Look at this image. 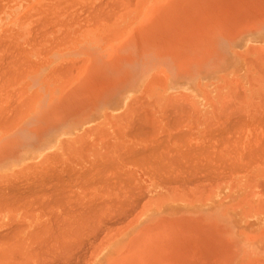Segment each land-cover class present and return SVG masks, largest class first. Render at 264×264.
<instances>
[{
    "label": "rangeland",
    "instance_id": "1",
    "mask_svg": "<svg viewBox=\"0 0 264 264\" xmlns=\"http://www.w3.org/2000/svg\"><path fill=\"white\" fill-rule=\"evenodd\" d=\"M123 1L124 0H119V2H122L119 4L117 3L118 0L117 2L116 0H106L108 3H106L105 0H101V2L106 3L105 5L103 3L102 6L99 0H0V45L1 43L4 44L0 46V173L16 174L18 176L26 177L24 179L28 180L15 183H4L2 185H18L15 190L17 189L19 191H21V189H26V191L33 192H53L51 194L56 195L55 200L58 201L59 204L58 206H54L52 203V197H50L51 200H49V198H47L44 194H39L43 196V198L39 196V198L37 197L33 200L32 209L30 207L26 211L28 216L34 219L42 214V220H46V222H36L32 225L33 230L31 231H33V233L36 232L33 234V239L29 241V245L27 247H19L18 249V254H20L19 258L22 255L20 259L25 258L28 259V261L19 262L18 264H39V262L42 264L44 259L45 264H51V262H54V258L57 256L56 254L59 255V258L58 256V259L56 258L59 264L63 263L61 258H63V261L65 262V259H69L70 257V264H72L73 260V264L74 262L75 264H84V262H82L83 260L85 263L87 261V264H90V262L91 264H95L94 262H96V264H255V259H264V257L257 253V244L252 240H249V237L257 236L261 232H264V192L262 194L259 193L258 197L255 196L257 192L264 188V186L260 188L257 187L258 183L256 182L248 183L246 191L249 196L251 195V198L247 197L238 199L237 197L234 198L230 195V198H227L225 202L226 212L223 216L220 205L223 206L224 202H222L223 199H219L217 197V193L221 190V188H217L213 191V182L210 183L213 179L208 180L206 178L210 175L209 179L211 177H216V173L218 171L211 170L212 172H216L213 174L209 171H205L204 168L201 169L202 167L208 166L207 168H211L212 166L206 164V162H210V158L212 157L210 156V160H208V154L213 155L212 160L215 161H211V163L213 164V167L216 165L215 167L218 168V161L216 158L217 151L211 148V152L214 154L208 152V156L204 154L206 152H202V150H204L200 149L202 143L200 144V141L198 140L197 135L194 133V129L191 127V123L189 122L190 117H192V112L189 110L186 112L187 114L184 113L187 110L185 98H171L170 96L179 95L182 91L189 88L191 89V85H195L197 89H203V84H207L208 82L220 78L223 74L224 66L228 67L230 64L229 58L232 57V48L242 44L243 40L247 39L252 33L256 32V34L252 35L250 38V42L252 44L263 43L264 0H126L124 3ZM99 3V7L101 8L98 7ZM109 3L116 5L113 7ZM54 4L59 6V8L57 6L54 8ZM117 5L122 8H117L116 10V7H118ZM48 6L51 7L49 8ZM128 6H130V8ZM64 7L66 8L64 9ZM92 7L94 8L92 9ZM102 8L106 12H104ZM99 9L102 12L98 11ZM121 9L125 11L121 12ZM62 11H64V13ZM67 13H70L71 15L69 16ZM32 14L36 16H32ZM81 14L82 16H80ZM27 16L28 19H26ZM67 16L70 18L68 19ZM73 17L76 18L73 19ZM105 17H108L109 19L107 18L106 20ZM77 18H79V20H76ZM97 18L98 21L96 20ZM111 18H113V20H110ZM71 19L78 21V23ZM72 21L73 26L70 25ZM107 21L109 23H107ZM46 22H49V25ZM40 23L41 26L39 25ZM43 23H46V25H43ZM93 23L95 25L97 24V26ZM72 31L76 34H73ZM260 31L262 34H260ZM62 33L63 35H61ZM64 33L67 34L65 35ZM58 35L64 41L59 39L60 37ZM63 36L68 38L65 40ZM57 40L58 42L61 41L62 44L58 43ZM5 41L7 43H5ZM10 45L14 47H11ZM15 47L17 49L19 47L20 48L17 51ZM14 50L16 52H14ZM20 50L21 52H19ZM17 53H19V56ZM4 57H6V59H4ZM26 58L30 59L26 60ZM12 60L13 62L11 63ZM20 60H22V62H20ZM32 60L34 62H32ZM15 61L20 66H18ZM79 62H81V64ZM36 63H39V66ZM8 64H10L9 67L11 66L10 68L8 67L9 69L6 67ZM74 67L78 68L75 69ZM12 69L17 71L14 72ZM11 70L13 71V74L9 75V73H12ZM69 70H72L73 72H70ZM162 71L164 75L162 74L163 77L160 76L159 78H161V81L163 79L162 82L164 84L159 80V78L157 79L159 82L154 80L156 79L154 76L161 75L160 73ZM68 72H70V74ZM5 74L8 75L6 76ZM11 75L13 78H11ZM156 81L157 83H154ZM161 83L163 85H161ZM175 102H178V108L177 106V109L175 108L178 112L174 111V113H171L173 112V108L170 109V105L172 106L173 103L174 106L177 105ZM182 102L185 103L184 105L186 106V110H184L185 108L183 109L184 106L182 105ZM13 107H17L18 109L14 111ZM136 107L140 108V110L138 108L139 112H137ZM10 110H12V112ZM141 110H143L144 113ZM15 112L18 114V116H16L17 118L15 117ZM134 112L139 114L142 112L141 117L144 116V118H146L144 119L146 124L148 117L149 120L151 119L152 121H155L152 122L155 129L148 130L152 126V124L150 125L149 123L150 121H148V126L144 123V126L143 124L138 125L141 121L139 120L140 116ZM167 112H170L171 114H167ZM135 115L139 116L137 119L139 122L135 121L137 117H134ZM168 116L175 118H169ZM133 118L134 123H131L133 122ZM167 119L168 122L166 121ZM177 119L178 121H176ZM156 121L158 122V125H160L157 126L159 129L156 127ZM164 123H166V125ZM176 123L179 125L181 124V130L177 128L179 125H176ZM129 124L135 128L139 126L137 130L140 129V131H134L131 128L130 129L132 131H130ZM140 126H143V129L140 128ZM153 126L152 128H154ZM171 129L176 131L180 130V132H172ZM149 131H155L156 133ZM170 132L172 135L174 134L173 137ZM149 133L150 135H153L150 136ZM165 134L168 136L170 135L169 137H171L168 143L170 148L166 147L169 137L167 135V137L164 136ZM187 137H189V139ZM56 138L61 141L56 144L49 142L50 140H54ZM95 138H97V140ZM159 138H162L161 141ZM180 138L183 139L181 140ZM186 139H188V142ZM163 140L164 142L167 140L166 143H164ZM185 140L189 145L185 143ZM157 141L162 142L164 145L166 144L165 147L164 145H159L160 142L157 143ZM192 144L195 146L199 145V150L201 151H196L195 147L191 146ZM148 147L149 150L146 149ZM131 148L133 149V152H131ZM171 148H173V150L175 148V151L181 150V153H176L174 151L177 154L176 155L173 153ZM185 148L187 149V152H191L189 149L194 148L195 151L193 150L191 153L193 156L194 152L197 153H195V158H193L189 152V157H187L188 155ZM155 149L157 152L154 151ZM126 150L128 151L127 153ZM140 151H142V153ZM145 151L146 153H144ZM165 151L168 154L165 153ZM134 152L136 156H134ZM199 152H202L201 155L204 154L205 156L199 155ZM129 153H131L135 159H132L134 158L132 156L129 157ZM137 153H139L138 156ZM149 153H152L151 155L154 157H151ZM103 154L108 156L107 161ZM163 154L164 156L165 154L166 156L168 155L167 157L170 158L168 159L166 156L165 157L167 159L164 158V156H162ZM178 154H182L181 157L185 156L184 158L188 164L192 162V165L190 163L187 165L189 167H185V164H187L186 161L181 162L183 157L178 158ZM121 155L123 159L122 157H119ZM159 156H162V159L158 160L157 157ZM175 157H177L176 159L178 160V163H176ZM189 158L191 159L190 161ZM19 159L27 161L19 164ZM120 159L124 162L121 163ZM129 160L131 161L129 162ZM135 160L136 162L138 160V162L136 163ZM148 160L154 161V163H151V161ZM170 160L175 163L174 165L177 168L180 165L179 169L175 168ZM113 161H116L117 163ZM127 161L128 164H126ZM160 161L163 162L161 163ZM95 162L96 164L94 165ZM107 162H110L109 165L115 179L111 176V171H109L110 168H108L109 165ZM148 162L150 163L147 164ZM97 163H100L99 167H101V169L104 168L103 171L106 169L103 172V175L102 171L98 169L99 167L96 168L98 166ZM114 163L118 164L119 168L114 167L113 170L112 168ZM131 163H133L134 166ZM195 163L196 165H194ZM116 164L114 165L116 166ZM150 164H153L156 169H159L156 171V169ZM168 164L171 165V168ZM93 165L96 168L95 170L98 169V171H96L97 174L95 172H90L95 178L90 174L87 175L88 173H86V170L84 171V169L87 168L94 170ZM148 165L151 170L148 169ZM155 165H157V167ZM163 165L166 167L169 166V169L164 168ZM193 166L194 168H192ZM190 167L192 169H197L195 167H198V169L200 168L199 170L205 171V176L204 172L199 170L193 171L192 169H187ZM213 167L212 169L215 168ZM78 168L82 171V174L80 173L82 178L78 174L80 172ZM173 168L175 171L177 170L176 174H174L175 171ZM184 168L187 169H185V172L187 171L186 173L182 171ZM77 169L79 171H77ZM116 169L117 171H115ZM232 169L233 168H231L230 173L228 172L230 169H227V179L234 178L236 172L234 173L235 170ZM119 170L122 173L125 172L126 177H124L125 173H123V175L118 172ZM50 171H52V173ZM171 171L174 172L173 175ZM180 171L185 174H183L184 176L188 173L185 177H188V179L192 178L191 175H193L195 171L201 172V174L197 173L199 177L194 174L192 179L199 178V180H202V178H206L207 181L205 179V181L200 184L204 187L197 189L196 183H194L196 184L195 186H193L194 184L189 185L187 183L190 187L189 188L186 182L183 180L180 182L178 177H182V173H178ZM98 172L101 175H98ZM189 172L193 173L190 175ZM83 173H86L84 174L86 177ZM115 173H119L117 174L118 176ZM49 174L52 176H48ZM107 174L109 177L111 176V180L107 179L109 178ZM200 175L202 177H200ZM89 176L92 177L90 178ZM103 176H105L104 179ZM158 176L160 178H158ZM121 177L123 179H121ZM162 177L168 179L167 182L166 179L164 181L166 183L170 182L169 185L171 187L162 182ZM48 178L51 182L45 181ZM86 178L87 183L85 180ZM217 178L218 177L214 179L217 180ZM129 179L130 182L128 181ZM159 179L164 185H162ZM174 179H179V182L182 183V187L178 184L177 180L173 181ZM182 179H184V177H182ZM121 180L124 181L122 182ZM152 180L155 182H152ZM172 181L180 185V187L177 184L175 185ZM90 182L91 184L89 186ZM102 182L104 184H102ZM116 182H118V184H116ZM183 182L186 184L185 186L189 188L188 191L185 189L186 187H183ZM106 183L109 186H106ZM154 183H156L157 186L152 192L148 190L146 193L144 192L145 190H142L150 184L154 185ZM172 183L176 186V190L175 186H173L174 190L171 189ZM113 184L115 186H113ZM204 184H207V189ZM230 184L231 182L227 183V187ZM129 185L134 193L138 190L140 191L137 192L139 196H135L136 193L133 195L131 189L128 187ZM231 185H233V183ZM235 186L236 187H232L233 194L239 192L238 185ZM125 188L132 193L131 196H133L131 199L127 198L130 196H128V191ZM168 188H170V190ZM102 189L106 191H102ZM143 192L146 193L145 196L147 197H142L144 195ZM110 193L116 194V197L119 195L117 198L118 201L120 200L119 202L126 200L123 199L121 201L122 197L119 199L121 195L124 196L122 193H125V197L123 198H127L125 203L129 201L134 204L136 203L134 201H136L138 197L139 200L143 198V200L141 199V202H143L141 203L137 200V202L140 203L139 206L137 205L138 203L134 204L139 207V210L136 206V210H134V206L130 203L133 206H131L130 209H133V211L129 213L128 216H124L127 219L122 216L125 224L122 222L120 223V220L118 221V219L117 221L120 224L115 222V217L111 219L110 224L113 222L117 224L113 223L112 226H110L111 229H107L108 232L106 227L109 225H103L105 220L103 222L101 221L102 219L98 221V225L104 226V228H102L103 226L101 227L104 231L101 230L103 232L101 234V238L99 236L98 239H93L96 241L94 243L92 241V236L97 237L100 229L96 223L99 228L97 229L95 225H93L95 227L93 232L96 229L98 232L96 234V231L94 234L91 232L93 227L92 224L95 223L94 221H97L94 219H99L101 215L104 219H110L111 217H108V215H106L107 213H104L105 215L101 214L100 217L97 215L103 213L100 211L103 210V204L107 202L105 200L111 197ZM51 194L50 196H53ZM210 194H212V196L214 195V197L210 198ZM253 195L255 197H252ZM115 196H113V198ZM113 198L112 200H114ZM48 201L50 202L48 203ZM146 203H148V205ZM94 204L97 205L95 206ZM66 205L67 207H65ZM104 205H106V203ZM235 206H238V209H234ZM41 207H44L45 209L43 208L42 210ZM104 210L109 213L107 210L110 209L106 207ZM20 213V210L17 211V214ZM63 214L66 215L64 216ZM95 216L98 217L95 218ZM106 216L107 218H105ZM209 216L213 218V220H208ZM84 217H88L86 218L88 219L87 222L84 221ZM47 220H49V222H47ZM57 220H59L60 223H58ZM54 221L57 222L55 223ZM101 222L102 224H99ZM69 223L72 224L70 225ZM113 225L115 228H112ZM128 225L129 227H127ZM58 226L60 228H58ZM55 228L56 230H54ZM90 228L91 230H89ZM51 230L53 231L51 232ZM77 231L81 232L80 235ZM87 231H90L89 233L92 235L90 237L93 245L92 247L90 246L91 242H89L90 244L84 242H88V236H90ZM101 231L99 233H101ZM42 232L44 235H42ZM49 232L51 234H49ZM53 233L56 234L54 235ZM67 233L70 235L72 234V236H69ZM84 233L85 235H83ZM65 235L70 238H66ZM246 235L249 236L246 237ZM80 236H82L81 239L83 241H81V239L79 240ZM42 238H45V240ZM113 239L114 241L112 244L115 245V248L109 251ZM52 240L55 241V243L52 242ZM73 241H75L74 243H76V245L73 244ZM80 243L83 244L80 245ZM59 244H61V246H59ZM72 244L73 246H71ZM78 245L81 246L80 249ZM35 246L37 248L34 250ZM50 247L51 249H49ZM59 248H61V250ZM63 248L67 249L66 251H72V255H74L73 250L75 252L78 251L75 255L80 252L86 254L88 251L86 257L88 259L85 260V254L82 253L81 257H83V259H80V257H77L80 256L79 254L77 256H72L69 252H66L70 255V257L68 255V258L65 256L67 254L64 253L65 249ZM73 248H78L81 251L79 252L78 249L75 250ZM40 249L41 251H39ZM52 249H56L57 251ZM29 250L32 251L29 252ZM46 250L47 252H45ZM60 251L62 252V255L59 253ZM39 252L44 256H39ZM92 252L94 254H92ZM49 253L50 256H48ZM63 255L65 257H62ZM50 257L53 258V261H51L52 259H49ZM97 259H99V261H97ZM67 261L66 264H69ZM53 264H55V262Z\"/></svg>",
    "mask_w": 264,
    "mask_h": 264
},
{
    "label": "crops",
    "instance_id": "2",
    "mask_svg": "<svg viewBox=\"0 0 264 264\" xmlns=\"http://www.w3.org/2000/svg\"><path fill=\"white\" fill-rule=\"evenodd\" d=\"M254 34H256V32L252 33L248 37L249 39L247 38V39L243 40L242 44H239L236 47L232 48V50H231L232 57L229 58L230 64L228 67L224 66L223 74L220 78L213 80L211 82H208L207 84H203L202 86L205 89L204 88L203 89H197L195 85H191V89L190 88L186 89V90L182 91L181 94H179V95H171L170 96L171 98H185V102L187 104H190L189 106L187 105V107H188L187 109H189L192 112V117H190V119H189V122L191 123V127H193L194 133L197 135V138L200 141V143H202V144L207 143V145H208L207 147H209L210 149L211 148L215 149V150L217 149L216 151L219 152V153L217 152V158L220 159L221 162H218V163H221L223 165V168H220L219 166L221 164L220 165L218 164V169L220 168L219 171L220 170L222 171L225 168L227 169L228 164H229V166H228L229 168H230V166L232 167L234 165V163H235L236 167H234V166L233 167L237 169V172L239 171L238 173L237 172L235 173V176L232 179L231 178L227 179V177L225 176L227 173V170H224V171H226V173H224V171L221 173L220 172L218 173L219 177L217 178V180L218 179L220 180V178H221L222 180L218 181V182L223 183V185L221 187H219V188H221V190L217 193V197L219 199H223L222 202H224L223 206L220 205L221 210L223 212V216L225 215V212H226L225 202H226L227 198H230V195L233 196L234 198L237 197L238 199L247 198V197L251 198V195L249 196L247 194V191H246L247 184L252 183V182H256V183H260L261 181L264 182V157L262 158V155L264 156V145H263L264 144V136H263L264 135V132H263L264 131V125H263V123H264V117H263L264 116V41H263V43L252 44L250 42V38ZM256 67H258L259 70ZM189 87H190V85H189ZM240 95H242V96L240 97ZM226 102H230L229 105ZM230 104L233 107V108L231 107L233 110L230 109L231 112H230V110L227 111V109H229V107H230ZM226 106H227V108H226ZM234 108H235V110H234ZM223 109L225 112H227V113H225V114H227V116H230V114H232V111H235V113H237L238 110L240 111L238 113L241 115L238 114L239 115L238 116L236 114H232V116L234 115V117H235L234 118L231 116L234 121L232 119H230L231 117L227 118V116H224L228 120V121H226V119L222 116V115H225L224 113H222ZM228 112H230V113H228ZM242 113L244 116H242ZM220 115H221V117H220ZM216 117L218 119H221V121L224 120V121H222L224 123L226 121V123L222 124V122L220 121L221 123L219 125V122H218L219 120ZM222 117L224 119H222ZM255 117L257 120H255ZM261 117H262V119H260ZM239 119H240V121H239ZM241 119H243L244 121H241ZM253 121H254V123L251 124ZM256 121H261V122H258L259 125H257ZM214 122L216 123V125H214ZM227 122L230 124H228ZM231 123H232V127H231ZM226 124L228 125L229 128L226 127ZM235 124H236V126H235ZM218 125H219V127H218ZM216 126L219 128V130L220 129L222 130V128H224V129L227 128L228 130L226 129L224 132L225 135L222 134L224 129H223V131L220 130L222 137L220 135V131H218L219 133H216L217 130H214V129H218ZM220 127H222V128H220ZM230 127L232 128L231 129L232 131L234 130L233 132L230 130ZM210 130L212 131L213 134L211 132H209ZM213 130H214V132H213ZM229 130H230V132H228ZM206 132H209L208 134H210V135L212 134L211 135L212 138H211V136L209 137V135H207L208 137H205L204 138L205 140H204L203 137L206 136L205 135ZM214 133H216L215 135H217L219 137H217V136L214 137ZM230 134H232V136ZM260 134L262 136H260ZM224 136H226L227 139H225ZM234 137H235V140L232 139ZM208 138H210V142H209V140L207 141ZM237 138L239 139V141L238 140L236 141ZM250 138L253 139V141ZM214 139H216V140H214ZM257 139L259 140V143L256 142ZM226 140H228V141H226ZM58 141L56 143L60 142V141L59 142ZM216 141H217V143H216ZM218 142H220L219 143L220 145L218 144ZM208 143H211V144L214 143V145L211 146ZM246 143H248L249 145ZM257 143H258V146H257ZM240 144L242 145L241 147H239ZM230 145L232 146V148L230 147ZM250 145H252V147L249 148ZM233 146L236 148V150L233 148ZM207 147L205 145V147L204 148L202 147V148L206 149ZM220 149H223V150H220ZM230 149L233 150V152H235V154ZM240 149H242L241 152H240ZM250 150H252V152ZM245 151L247 153H245ZM248 151H250V152H248ZM238 152H239V154H238ZM253 152L256 154H253ZM227 153H229V154H227ZM257 153L260 154L261 156L258 155ZM220 154H221V157L223 156L222 160L219 157ZM250 154H251V156H250ZM252 154L255 157H253ZM229 155L232 156L233 158H231ZM22 156H24V155H22ZM238 156H239V158H236ZM224 157L226 159H224ZM229 157H230V159H229ZM256 157H258V158H256ZM227 158H228V160H227ZM247 159L250 160L251 162L250 161L247 162L248 161ZM223 160H225V161L222 163ZM231 160L233 163L231 162ZM244 160H247V161H244ZM25 161H27V160H25ZM25 161L20 160V159L18 160L19 164L23 163ZM238 162H240V163L237 166ZM245 162H246V164H245ZM241 163L245 164V165L243 166ZM238 167L240 168V170H238ZM242 167L245 171H243ZM24 178H26V177L18 176L16 174H12V173L11 174L0 173V187H1L0 188V196L2 198L4 197V199H2V198L0 199V237H2V236L5 237V235H6V237L7 236L10 237V238L5 237L6 239L4 237H2L4 239L0 238V260H1L0 264H14V262L15 263L21 262V260H18L19 259L18 249H19V247H22V248L27 247L29 245V241H31L33 239L34 235H33V231H31V230H33L32 225L36 222L37 223H41L43 221L46 222V220H42L43 219L42 215L41 216L39 215L38 217L33 219L32 217L28 216V213L26 211L32 206L31 202L36 198V196H38V197L40 196L43 198V196H41L39 194L46 193L44 195H46V197L49 198L50 197L49 192L43 193V192H33V191H26V190L19 191V190H14L15 187L17 188V186L11 187V185L9 186L11 188H9L8 186H4V188H3L2 184H4V183H15V182L28 181V180H25ZM45 181L51 182V180L49 178L46 179ZM152 182H155V181L152 180ZM230 182H231V184L233 183V185L230 184L227 187L226 184L230 183ZM263 182H261L260 184L262 185ZM260 184H259V187L262 188L263 185L261 187ZM235 185H238V187H239L238 191L239 192L236 194H233L232 187H235ZM257 187H258V184H257ZM12 188H13V190H11ZM227 190H228V194H227ZM14 191L16 194H19V193L20 194L16 195L14 193ZM1 192H3V193L1 194ZM12 192H13V195H12ZM33 193H34V195H32ZM259 193L262 194V192L259 191L255 194V196L258 197ZM22 194H24L26 196H24ZM29 195H31V196H29ZM11 196H14L15 199ZM15 196H18L17 197L18 199ZM53 196H51V197H53L52 203L54 206H57L58 201L55 200V197H56L55 194ZM255 196L253 195L252 197H255ZM5 199H7V200H5ZM22 199H23V201H22ZM26 200H27V202H29V204L27 202H25ZM9 203H13L15 206L12 204H9ZM32 204H33V202H32ZM19 210L21 211V213L17 214V211H19ZM129 220H131V219H129ZM208 220L211 221V220H213V218H211L209 216ZM47 222H49V220H47ZM15 225L17 226V228H15L16 227ZM20 225L21 226L23 225L22 228L19 227ZM129 225L127 227H129ZM11 226H12V228H11ZM9 228H11V230ZM9 230L12 231V233H14V231H16V232L14 234H10L11 232L9 233L8 232ZM2 234H4V235H2ZM118 236H116V237H118ZM11 237L15 238V240H13ZM114 239L111 242V246H110L109 251L113 250L115 248V245L112 244ZM15 252H16V254H15ZM8 256L10 258H8ZM13 257L14 258L18 257V258L16 260V258L13 259ZM2 258H4L5 260H3ZM22 261L26 262V261H28V259H23ZM97 261H99V259H97ZM94 263L96 264V262H94Z\"/></svg>",
    "mask_w": 264,
    "mask_h": 264
},
{
    "label": "bare ground",
    "instance_id": "3",
    "mask_svg": "<svg viewBox=\"0 0 264 264\" xmlns=\"http://www.w3.org/2000/svg\"><path fill=\"white\" fill-rule=\"evenodd\" d=\"M51 1H52V0H51ZM67 1H68V0H67ZM69 1H70V0H69ZM99 1L101 2V0H99ZM109 1H111V0H109ZM113 1H114V0H113ZM124 1H126V0H124ZM124 1H123V3H124ZM128 1H129V0H128ZM138 1H139V0H138ZM143 1H145V0H143ZM7 2H8V1H7ZM62 2H63V1H62ZM65 2H66V1H65ZM74 2H75V1H74ZM105 2H106V0H105ZM116 2H117V0H116ZM103 3H104V2H101L102 6H103ZM106 3H108V2H106ZM106 3H104V5H105ZM112 3H113V2H112ZM117 3L120 4V3H122V2H119V0H118ZM125 3H126V2H125ZM138 3H139V2H138ZM143 3H144V2H143ZM64 4H65V3H64ZM109 4H110V3H109ZM54 5H55V4H54ZM110 5L114 7V5H116V4H113V5L110 4ZM125 5H126V4H125ZM127 5H128V4H127ZM135 5H136V4H135ZM56 6H57V5H55L54 8H55ZM80 6H81V5H80ZM89 6H90V5H89ZM96 6H97V5H96ZM99 6H100V3H99V5H98V7H99ZM117 6H118V7H116V10H117V8H118V9H119V8H122V7H120L119 5H117ZM121 6H123V5H121ZM131 6H132V3H131ZM48 7H49V6H48ZM50 7H51V6H50ZM50 7H49V8H50ZM57 7L59 8V6H57ZM106 7H107V6H106ZM113 7H112V8H113ZM124 7H126V6H124ZM128 7L130 8V6H128ZM128 7H127V9H128ZM137 7H138V4H137ZM1 8H2V7H1ZM37 8H38V7H37ZM54 8H53V9H54ZM65 8H66V7H64V9H65ZM70 8H71V7H70ZM93 8H94V7H92V9H93ZM99 8H101V7H99ZM139 8H140V7H139ZM139 8H138V10H139ZM64 9H63V10H64ZM68 9H69V8H68ZM68 9H67V10H68ZM86 9H87V7H86ZM102 9H103V8H102ZM107 9H109V8H107ZM110 9H111V7H110ZM123 9H125V8H123ZM127 9H126V10H127ZM25 10H26V9H25ZM105 10H106V9H105ZM121 10H122V9H121ZM1 11H2V10H1ZM39 11H40V10H39ZM60 11H61V10H60ZM64 11H65V10H64ZM64 11H62V12L64 13ZM68 11H69V10H68ZM98 11H100V9H99ZM103 11H104V9H103ZM107 11H108V10H107ZM118 11H119V10H118ZM123 11H125V10H122L121 12H123ZM37 12H38V11H37ZM47 12H48V11H47ZM49 12H50V10H49ZM75 12H76V11H75ZM75 12H74V13H75ZM77 12H78V8H77ZM100 12H102V11H100ZM104 12H106V11H104ZM104 12H103V13H104ZM110 12H111V11H110ZM40 13H41V12H40ZM40 13H39V14H40ZM43 13H44V11H43ZM57 13H58V12H57ZM65 13H66V12H65ZM86 13H87V12H86ZM113 13H114V12H113ZM116 13H117V12H116ZM116 13H115V14H116ZM67 14H68V13H67ZM71 14H72V12H71ZM71 14L69 13L68 15L70 16ZM106 14H107V13H106ZM115 14H114V15H115ZM33 15H34V14H32V16H33ZM37 15H38V14H37ZM49 15H50V14H49ZM76 15H77V14H76ZM76 15H75V16H76ZM83 15H84V14H83ZM104 15H105V14H104ZM108 15H109V14H108ZM114 15H113V16H114ZM117 15H118V13H117ZM34 16H36V15H34ZM69 16H67L68 19L70 18ZM77 16H78V15H77ZM80 16H82V14H81ZM84 16H85V15H84ZM86 16H87V15H86ZM88 16H89V15H88ZM115 16H116V15H115ZM125 16H126V15H125ZM125 16H123V17H125ZM48 17H49V16H48ZM56 17H57V16H56ZM90 17H91V15H90ZM116 17H117V16H116ZM135 17H136V16H135ZM29 18H30V17H29ZM43 18H44V17H43ZM43 18H41V19H43ZM54 18H55V17H54ZM75 18H76V17H75ZM75 18L73 17V19H75ZM98 18H99V17H98ZM98 18L96 19L97 21H98ZM105 18H106V17H105ZM105 18H104V19H105ZM107 18H108V17H107ZM107 18H106V20H107ZM26 19H28V16H27ZM55 19H56V18H55ZM65 19H66V18H65ZM73 19H71V20H73ZM84 19H85V17H84ZM108 19H109V18H108ZM43 20H44V19H43ZM43 20H42V21H43ZM52 20H53V18H52ZM57 20H58V19H57ZM76 20H79V18H77ZM76 20H75V21H76ZM90 20H91V19H90ZM100 20H101V18H100ZM102 20H103V19H102ZM110 20H113V18H111ZM110 20H109V21H110ZM46 21H47V20H46ZM48 21H49V19H48ZM64 21H66V20H64ZM64 21H63V22H64ZM67 21H69V20H67ZM73 21H74V20H73ZM73 21H72V23H70V25H72V26H73ZM75 21H74V22H75ZM91 21H92V20H91ZM93 21H94V20H93ZM40 22H41V20H40ZM43 22H45V21H43ZM51 22H52V21H51ZM95 22H96V21H95ZM95 22H94V23H95ZM33 23H34V22H33ZM37 23H38V22H37ZM46 23H48V25H49V22H46ZM46 23H43V25H44V24L46 25ZM53 23H54V22H53ZM76 23H78V21H76ZM94 23H93V24H94ZM96 23H97V22H96ZM107 23H109V22L107 21ZM110 23H111V22H110ZM56 24H57V23H56ZM61 24H62V22H61ZM61 24H60V25H61ZM68 24H69V23H68ZM68 24H67V25H68ZM74 24H75V23H74ZM88 24H89V23H88ZM98 24H99V23H98ZM39 25L41 26V23H40ZM48 25H47V26H48ZM58 25H59V24H58ZM62 25H63V24H62ZM62 25H61V26H62ZM94 25H95V24H94ZM37 26H38V24H37ZM61 26H60V27H61ZM64 26L67 27L66 25H64ZM64 26H63V27H64ZM68 26H69V25H68ZM72 26H71V27H72ZM89 26H91V25H89ZM95 26H97V24H96ZM100 26H101V25H100ZM100 26H99V27H100ZM34 27H36V26H34ZM53 27H56V26H53ZM53 27H50V28H53ZM38 28H39V27H38ZM38 28H37V29H38ZM93 28H94V26H93ZM32 29H33V28H32ZM37 29H36V30H37ZM62 29H63V28H62ZM81 29H82V28H81ZM81 29H79V30H81ZM60 30H61V29H60ZM76 30H78V29H76ZM121 30H122V29H121ZM123 30H125V29H123ZM30 31H31V30H30ZM40 31H41V30H40ZM74 31H75V30H74ZM32 32H33V30H32ZM46 32H47V31H46ZM52 32H54V31H52ZM52 32H51V33H52ZM63 32H65V31H63ZM70 32H71V31H70ZM77 32H78V31H77ZM109 32H110V31H109ZM122 32H123V31H122ZM260 32H261V31H260ZM36 33H37V32H36ZM48 33H49V32H48ZM54 33H55V32H54ZM59 33H60V31H59ZM68 33H69V32H68ZM72 33H73V31H72ZM74 33H75V32H74ZM74 33H73V34H74ZM83 33H84V32H83ZM64 34L66 35L67 33H64ZM75 34H76V33H75ZM77 34H78V33H77ZM260 34H262V32H261ZM36 35H39V34H36ZM36 35H34V36H36ZM40 35H41V34H40ZM61 35H63V33H62ZM43 36H45V35H43ZM58 36H59V35H58ZM67 36H70V35H67ZM59 37H60V36H59ZM59 37H58V38H59ZM63 37H64V36H63ZM107 37H110V36H107ZM107 37H106V39H107ZM30 38H31V37H30ZM32 38H33V36H32ZM40 38H41V37H40ZM58 38H56V39H58ZM64 38H65V37H64ZM67 38H68V37H67ZM67 38H65V40H66ZM14 39H15V38H14ZM59 39L62 40L61 37H60ZM71 39H72V38H71ZM29 40H30V39H29ZM54 40H55V38H54ZM54 40H53V41H54ZM108 40H110V39H108ZM0 41H1V40H0ZM27 41H28V40H27ZM31 41H33V40H31ZM31 41H30V42H31ZM55 41H56V40H55ZM62 41H64V40H62ZM33 42H35V41H33ZM33 42H32V43H33ZM57 42H58V40H57ZM69 42H70V40H69ZM106 42H107V41H106ZM5 43H7V42L5 41ZM13 43H14V42H13ZM26 43H27V42H26ZM36 43H37V40H36ZM53 43H54V42H53ZM58 43H61V44H62L61 41L58 42ZM2 44H3V43H1L0 46H2ZM9 44H10V42H9ZM11 44H12V42H11ZM28 44H30V43H28ZM54 44H55V43H54ZM67 44H68V42H67ZM3 45H4V44H3ZM30 45H31V44H30ZM33 45H34V44H33ZM36 45H37V44H36ZM38 45H39V42H38ZM38 45H37V46H38ZM10 46H11V47H14V46H12V45H10ZM17 47H18V46H17ZM32 47H33V46H32ZM49 47H50V46H49ZM63 47H64V46H63ZM0 48H1V47H0ZM15 48H16V47H15ZM19 48H20V47H19ZM19 48H18V49H19ZM23 48H24V47H23ZM51 48H52V47H51ZM53 48H54V47H53ZM3 49H4V48H3ZM16 49H17V48H16ZM18 49H17V51H18ZM60 49H62V48H60ZM60 49H59V50H60ZM66 49H67V48H66ZM7 50H8V49H7ZM9 50H10V49H9ZM11 50H13V49H11ZM21 50H22V48H21ZM21 50H20L19 52H21ZM25 50H26V48H25ZM25 50H24V51H25ZM46 50H47V49H46ZM41 51H42V50H41ZM44 51H45V50H44ZM51 51H52V50H51ZM3 52H4V51H3ZM7 52H8V51H7ZM12 52H13V51H12ZM14 52H16V51L14 50ZM45 52H47V51H45ZM41 53H42V52H41ZM4 54H5V53H4ZM18 54H19V53H17V55H18ZM22 54H23V53H22ZM6 55H7V54H6ZM10 55H11V52H10ZM10 55H9V56H10ZM17 55H16V56H17ZM9 56H8V57H9ZM12 56H13V55H12ZM18 56H19V55H18ZM8 57H7V58H8ZM21 57H22V56H21ZM1 58H2V57H1ZM9 58H10V57H9ZM18 58H19V57H18ZM4 59H6V57H4ZM22 59H23V57H22ZM24 59H25V57H24ZM29 59H30V58H28V59L26 58V60H29ZM10 60H11V59H10ZM17 60H18V59H17ZM17 60H16V61H17ZM16 61H15V63H16ZM38 61H39V60H38ZM107 61H108V60H107ZM4 62H5V61H4ZM12 62H13V60L11 61V63H12ZM18 62H19V61H18ZM20 62H22V60H20ZM20 62H19V63H20ZM32 62H34V61L32 60ZM74 62H75V61H74ZM253 62H254V61H253ZM255 62H256V61H255ZM23 63H24V62H23ZM79 63L81 64V62H79ZM82 63H83V61H82ZM13 64H14V63H13ZM16 64H17V63H16ZM16 64H15V65H16ZM24 64H26V63H24ZM36 64H38V66H39V63H36ZM254 64H255V63H254ZM0 65H1V64H0ZM4 65H5V64H4ZM9 65H10V64H8V66H6V67L8 68ZM15 65H14V66H15ZM17 65L20 66L19 64H17ZM30 65H31V63H30ZM72 65H73V63H72ZM72 65H71V66H72ZM76 65H77V64H76ZM33 66H34V65H33ZM68 66H69V65H68ZM83 66H84V64H83ZM83 66H82V67H83ZM0 67H1V66H0ZM10 67H11V66H10ZM10 67H9V68H10ZM15 67H17V66H15ZM23 67H25V66H23ZM7 68H6V69H7ZM9 68H8V69H9ZM34 68H35V67H34ZM37 68H38V67H37ZM60 68H61V67H60ZM74 68H75V67H74ZM77 68H78V67H77ZM77 68H75V69H77ZM256 68L259 70L258 67H256ZM17 69H18V68H17ZM71 69H72V68H71ZM12 70H13V69H12ZM12 70H11V71H12ZM64 70H65V69H64ZM0 71H1V69H0ZM9 71H10V70H9ZM13 71H14V70H13ZM13 71H12V73H9V75H10V74H13ZM15 71H17V70H15ZM15 71H14V72H15ZM56 71H57V70H56ZM58 71H59V70H58ZM69 71L71 72L72 70H69ZM103 71H104V70H103ZM35 72H36V71H35ZM61 72H62V71H61ZM64 72H65V71H64ZM70 72H68V73L70 74ZM72 72H73V71H72ZM6 73H7V71H6ZM165 73H166V72H165ZM0 74H1V73H0ZM55 74H57V73H55ZM63 74H64V73H63ZM66 74H67V72H66ZM160 74H161V75L155 74V75H158V76H154V78H156V79H154V80H157L160 76H162L163 71H162ZM5 75H6V74H5ZM7 75H8V74H7ZM7 75H6V76H7ZM18 75H19V74H18ZM163 75H164V74H163ZM11 76H12V75H11ZM14 76H15V74H14ZM62 76H64V75H62ZM66 76H67V75H66ZM66 76H65V78H66ZM68 76H69V75H68ZM8 77H9V76H8ZM17 77H18V76H17ZM52 77H53V76H52ZM60 77H61V76H60ZM162 77H163V76H162ZM11 78H13V76H12ZM22 78H23V77H22ZM164 78H165V76H164ZM179 78H180V77H179ZM179 78H177V79H179ZM53 79H54V78H53ZM71 79H72V78H71ZM73 79H74V78H73ZM183 79H184V78H183ZM183 79H182V80H183ZM185 79H186V78H185ZM69 80H70V79H69ZM151 80H152V79H151ZM159 80L161 81V78H159ZM180 80H181V79H180ZM0 81H1V79H0ZM4 81H5V78H4ZM7 81H8V80H7ZM11 81H12V80H11ZM152 81H153V80H152ZM157 81H158V80H157ZM157 81L154 82V83H157ZM162 81H163V79H162ZM162 81H161V82H162ZM158 82H159V81H158ZM164 82H165V81H164ZM176 82H178V81H176ZM179 82H180V81H179ZM64 83H65V82H64ZM150 83H151V81H150ZM162 83H163V82H162ZM162 83H161V85L164 84V83H163V84H162ZM67 84H68V83H67ZM239 84H240V83H239ZM239 84H238V85H239ZM149 85H150V84H149ZM238 85H237V86H238ZM178 86H179V85H178ZM23 87H24V86H23ZM241 88H242V87H241ZM24 89H25V88H24ZM21 90H22V89H21ZM166 90H167V89H166ZM15 91H16V90H15ZM15 91H14V92H15ZM239 91H240V90H239ZM241 93H242V92H241ZM31 95H32V94H31ZM237 95H238V94H237ZM32 96H33V95H32ZM241 96H242V95H240V97H241ZM29 97H30V96H29ZM237 97H238V96H237ZM123 98H124V97H123ZM123 98H122V99H123ZM240 99H241V98H240ZM3 101H4V100H3ZM11 101H12V100H11ZM27 102H28V101H27ZM182 103H183V102H182ZM226 103L229 105L230 102H226ZM25 104H26V103H25ZM112 104H113V103H112ZM175 104H177V105L174 106V103H173L172 106L170 105V109L173 108V112H171V113H174V111H177V112H178V110H175L176 106H177V108H178V102H177V103L175 102ZM184 104H185V103L182 104V105L184 106V107H183V106H182V107H183V109L185 108L184 110H186V106H185ZM187 105H190V104H187ZM13 106H14V105H13ZM22 106H23V105H22ZM28 106H29V105H28ZM167 106H168V105H167ZM173 106H174V107H173ZM10 107H11V106H10ZM10 107H9V108H10ZM231 107H232V106H231V104H230V107H229V109H227V111L233 108V107H232V108H231ZM136 108H137V107H136ZM138 108H139V107H138ZM138 108H137V112H139V110H140V108H139V110H138ZM167 108H168V107H167ZM177 108H176V109H177ZM187 108H188V107H187ZM226 108H227V106H226ZM238 108H239V107H238ZM5 109H6V108H5ZM13 109H14V111H15V110H17L18 108H17V107H16V108L13 107ZM190 109H191V108H190ZM2 110H3V109H2ZM180 110H181V107H180ZM232 110H233V109H232ZM234 110H235V108H234ZM10 111L12 112V110H10ZM141 111H143V110H141ZM166 111H170V110H166ZM182 111H183V110H182ZM188 111H189V109H187L184 113H186V112H188ZM223 111H224V109H223ZM223 111H222V113H224V114L227 113V112H225V111L223 112ZM177 112H176V113H177ZM230 112H231V110H230ZM230 112H228V113H230ZM233 112H234V113H233ZM238 112H240V111L238 110ZM238 112L235 113V111H232V114H236V115H238V114H239ZM16 113H17V112H15V114H16ZM18 113H19V112H18ZM134 113H135V114H138V115L140 116V117H139L138 115H135V116H134V117L137 116L136 119H135V121H137L138 117L140 118L139 120H141V121H140L141 123L139 122V120L137 121V122H139L138 125H139V124L141 125V124L144 123L146 126H148L147 124L150 123V125L152 124V126H153V123H152V122H155V121H152L151 119L149 120V117H148V116H147V117H148V121H150V122L148 123V121H147V124H146V123H145V120H144V119H146V118H144V116L141 117L142 112H141V114L136 113V112H134ZM143 113H144V111H143ZM171 113H170V112H169V113L167 112V114H171ZM182 114H183V113H182ZM186 114H187V113H186ZM232 114H230V116H227V114L222 115V116H223V117H224V116H227V118H228V117H231ZM7 115H8V114H7ZM146 115H147V114H146ZM173 115H174V114H173ZM173 115H172V116H173ZM176 115H177V114H176ZM239 115H241V114H239ZM239 115H238V116H239ZM16 116H18V114H16L15 117H16ZM21 116H22V115H21ZM166 116H167V115H166ZM170 116H171V115H170ZM242 116H244L243 113H242ZM11 117H13V116H11ZM151 117H152V116H151ZM168 117H169V116H168ZM183 117H184V116H183ZM187 117H189V116H187ZM187 117H186V118H187ZM220 117H221V115H220ZM223 117H222V119L225 118V117H224V118H223ZM232 117H234V115H233ZM232 117H231L230 119H232ZM263 117H264V116H263ZM16 118H17V117H16ZM21 118H22V117H21ZM21 118H20V119H21ZM141 118H142V119H141ZM169 118H175V117H169ZM216 118H217V117H216ZM234 118H235V117H234ZM239 118H240V117H239ZM242 118H243V117H242ZM258 118H259V117H258ZM9 119H10V118H9ZM23 119H24V118H23ZM152 119H153V118H152ZM156 119H157V118H156ZM164 119H165V118H164ZM164 119H163V120H164ZM217 119H218V118H217ZM225 119H226V118H225ZM243 119H244V118H243ZM243 119H241V121H244ZM260 119H262V117H261ZM10 120H11V119H10ZM142 120H144V121H142ZM174 120H175V119H174ZM218 120H219V121H218V122H219V125H220V123H221L222 121H224V120L221 121V119H218ZM232 120H233V119H232ZM232 120H231V121H232ZM248 120H249V119H248ZM255 120H257L256 117H255ZM0 121H1V120H0ZM2 121H3V120H2ZM19 121H20V120H19ZM21 121H22V120H21ZM166 121L168 122V119H167ZM176 121H178V119H177ZM176 121H175V122H176ZM220 121H221V122H220ZM226 121H228V120L226 119ZM226 121H225V123H226ZM233 121H234V120H233ZM239 121H240V119H239ZM156 122H157V121H156ZM172 122H173V121H172ZM256 122H257L256 124L259 125L258 122H261V121H256ZM262 122H263V121H262ZM4 123H5V122H4ZM15 123H16V122H15ZM15 123H14V124H15ZM129 123H130V122H129ZM131 123H134V118H133V122H131ZM181 123H182V122H181ZM225 123L222 122V124H225ZM227 123H228V122H227ZM234 123H235V122H234ZM234 123H233V124H234ZM253 123H254V121H253L251 124H253ZM17 124H18V123H17ZM144 124H143V126H144ZM164 124L166 125V123H164ZM170 124H171V123H170ZM170 124H169V125H170ZM174 124H175V123H174ZM174 124H173V125H174ZM228 124H230V123H228ZM243 124H244V123H243ZM129 125H130V126H129V129L131 128V129L134 130V131L137 130V128H139V126H138V127L136 126L137 128H135V127L132 126L131 124H129ZM134 125H136V124H134ZM150 125H149V127H150ZM154 125H155V124H154ZM176 125H179V124L176 123ZM211 125H212V124H211ZM214 125H216L215 122H214ZM219 125H218V127H219ZM238 125H239V124H238ZM244 125H245V124H244ZM254 125H255V124H254ZM260 125H261V124H260ZM263 125H264V123H263ZM3 126H4V125H3ZM11 126H12V125H11ZM143 126H140V128L143 129ZM152 126H151L150 129H148V130L155 129V127L153 126L154 128H152ZM157 126H160V125H158V122H157L156 127H157ZM167 126H168V125H167ZM180 126H181V124L179 125V127H177V126H176V127L180 129ZM212 126H213V125H212ZM221 126H222V125H221ZM235 126H236V124H235ZM235 126H234V127H235ZM245 126H246V125H245ZM248 126H249V125H248ZM12 127H13V126H12ZM172 127H173V126H172ZM172 127H171V128H172ZM216 127H217V126H216ZM218 127H217V128H218ZM224 127H225V126H224ZM226 127H228L227 124H226ZM226 127H225V128H226ZM231 127H232V123H231ZM231 127H230V130L232 129ZM238 127H239V126H238ZM240 127H241V126H240ZM6 128H7V127H6ZM114 128H116V127H114ZM133 128H134V129H133ZM157 128H158V127H157ZM157 128H156V129H157ZM173 128H174V127H173ZM177 128H176V129H177ZM181 128H182V127H181ZM220 128H222V127H220ZM228 128H229V127H228ZM242 128H243V127H242ZM242 128H241V129H242ZM245 128H246V127H245ZM262 128H263V127H262ZM8 129H9V128H8ZM131 129H130V131H132ZM142 129H141V130H142ZM144 129H145V127H144ZM158 129H159V128H158ZM169 129H170V128H169ZM223 129H224V128H222V130H221V129H220V130L223 131ZM226 129H227V128H226ZM226 129H224V131H223L222 134H224V132H225ZM236 129H237V128H236ZM239 129H240V128H239ZM239 129H238V130H239ZM257 129H258V128H257ZM116 130H117V129H116ZM138 130L140 131V129H138ZM138 130H137V131H138ZM162 130H164V129H162ZM180 130H181V129H180ZM180 130H177V131L180 132ZM211 130H212V129H211ZM211 130H210L209 132L212 133ZM214 130H217L216 133H219L218 131H220L219 128H218V129H214ZM214 130H213V132H214ZM227 130H228V129H227ZM230 130H229L228 132H230ZM254 130H255V129H254ZM260 130H261V129H260ZM5 131H6V130H5ZM7 131H8V130H7ZM142 131H143V130H142ZM171 131L173 132V131H176V130L171 129ZM177 131H176V132H177ZM188 131H189V130H188ZM221 131H220V135H221ZM231 131H232V130H231ZM233 131H234V130H233ZM233 131H232V132H233ZM256 131H257V130H256ZM145 132H146V131H145ZM149 132L156 133L155 131H149ZM209 132H206L207 134L205 133L206 136H204L203 139H204L205 137H208L207 135H209V137H210V136L213 134V133H212V134L210 135V134H208ZM263 132H264V131H263ZM130 133H132V132H130ZM147 133H148V132H147ZM152 133H151V134H152ZM166 133H167V132H166ZM188 133H189V132H188ZM216 133H214V137L217 136V135H215ZM241 133H242V132H241ZM244 133H245V132H244ZM134 134H135V133H134ZM136 134H137V133H136ZM144 134H146V133H144ZM163 134H164V131H163ZM168 134H169V133H168ZM170 134L172 135L171 132H170ZM177 134H178V133H177ZM251 134H252V133H251ZM107 135H108V134H107ZM131 135H132V134H131ZM131 135H130V136H131ZM149 135H150V133H149ZM152 135H153V134H152ZM152 135H150V136H152ZM166 135H167V134H165L164 136H166ZM173 135H174V134H173ZM173 135H172V137H173ZM184 135H185V134H184ZM184 135H183V136H184ZM194 135H195V134H194ZM224 135H225V134H224ZM230 135L232 136V134H230ZM235 135H236V134H235ZM243 135H244V134H243ZM254 135H255V134H254ZM55 136H56V135H55ZM103 136H104V135H103ZM103 136H102V137H103ZM138 136H139V135H138ZM147 136H148V135H147ZM167 136H168V135H167ZM167 136H166V137H167ZM169 136H170V135H169ZM169 136H168V137H169ZM227 136H228V135H227ZM240 136H241V135H240ZM251 136H252V135H251ZM255 136H256V135H255ZM258 136H259V135H258ZM260 136H262V135L260 134ZM263 136H264V135H263ZM104 137H106V136H104ZM135 137H136V136H135ZM135 137H134V138H135ZM145 137H146V136H145ZM162 137H163V136H162ZM217 137H219V136H217ZM217 137H216V138H217ZM221 137H222V135H221ZM224 137H225V139H227L226 136H224ZM238 137H239V136H238ZM140 138H141V137H140ZM148 138H149V137H148ZM164 138H165V137H164ZM170 138H171V137H169V139L167 138V139H168V142H167V143H166L167 140H166L165 142H164V140H163V142L167 144V145H166V144H165V145H166V147H168V148H170V147L168 146V143H169ZM187 138L189 139V137H187ZM211 138H212V136H211ZM230 138H231V137H230ZM259 138H260V137H259ZM262 138H263V137H262ZM262 138H261V139H262ZM57 139H58V138H56V139H54V140L52 139L53 141L50 140L49 142H54V143H56V142L58 141ZM95 139L97 140V138H95ZM100 139H103V138H100ZM142 139H143V138H142ZM145 139H146V138H145ZM150 139H151V137H150ZM150 139H149V140H150ZM159 139H160V141H161L162 138H159ZM180 139H181V138H180ZM182 139H183V138H182ZM182 139H181V140H182ZM184 139H185V138H184ZM188 139H186L187 142H188ZM192 139H194V138H192ZM217 139H218V138H217ZM228 139H229V138H228ZM232 139L235 140V137L232 138ZM242 139H243V138H242ZM250 139H251V138H250ZM98 140H99V139H98ZM149 140H148V141H149ZM175 140H176V139H175ZM175 140H174V141H175ZM177 140H178V139H177ZM186 140H185V143H186ZM204 140H205V139H204ZM208 140H209V142H210V138H208L207 141H208ZM212 140H213V139H212ZM214 140H216V139H214ZM237 140L239 141L238 138L236 139V141H237ZM251 140L253 141V139H251ZM262 140H263V139H262ZM262 140H261V141H262ZM60 141H61V140H60ZM155 141H156V140H155ZM160 141H157V143H159ZM226 141H228V140H226ZM230 141H231V140H230ZM58 142H59V141H58ZM171 142H172V141H171ZM189 142H190V140H189ZM234 142H235V141H234ZM240 142H241V141H240ZM250 142H251V141H250ZM256 142L259 143V140L257 139ZM88 143H89V142H88ZM88 143H87V145L89 146L90 143H89V144H88ZM179 143H180V142H179ZM216 143H217V141H216ZM219 143H220V142H218V144H219ZM258 143H257V146H258ZM261 143H262V142H261ZM171 144H172V143H171ZM186 144L189 145L188 143H186ZM186 144H184V145H186ZM198 144H199V143H198ZM200 144H201V143H200ZM204 144H205L206 146H208L207 143H204ZM204 144L201 145V148L199 147V145H196L197 148H196V146L193 145V144H192L191 146H194L196 151H201V150L205 147ZM208 144H210L211 146L214 145V143H212V144H211V143H208ZM229 144H230V143H229ZM241 144H242V143H241ZM241 144H240L239 147L242 146ZM246 144H248V143H246ZM109 145H110V142H109ZM109 145H108V146H109ZM159 145H164V144H163L162 142H160ZM165 145H164V147H165ZM182 145H183V144H182ZM187 145H186V146H187ZM203 145H204V146H203ZM210 145H209V146H210ZM219 145H220V144H219ZM226 145H227V144H226ZM248 145H249V144H248ZM263 145H264V144H263ZM111 146H112V145H111ZM157 146H158V145H157ZM224 146H225V145H224ZM224 146H223V147H224ZM237 146H238V145H237ZM253 146H254V145H253ZM257 146H256V147H257ZM106 147H107V146H106ZM161 147H162V146H161ZM202 147H203V148H202ZM223 147H222V148H223ZM230 147L232 148L231 145H230ZM239 147H238V148H239ZM244 147H245V146H244ZM250 147H252V145H250L249 148H250ZM108 148H110V147H108ZM142 148H143V147H142ZM151 148H152V147H151ZM153 148H154V147H153ZM199 148H200L201 150H199ZM213 148H214V147H213ZM233 148L236 150V148H235L234 146H233ZM247 148H248V147H247ZM261 148H262V147H261ZM88 149H89V147H88ZM131 149H132V148H131ZM146 149L149 150V147L146 148ZM157 149H158V148H157ZM166 149H167V148H166ZM171 149L173 150V148H171ZM171 149H170V150H171ZM181 149H182V147H181ZM185 149H186V148H185ZM197 149H198V150H197ZM208 149H209V150H208ZM85 150H86V148H85ZM127 150H128V148H127ZM127 150H126V153L129 151V150H128V151H127ZM137 150H138V149H137ZM139 150H140V148H139ZM142 150H143V149H142ZM150 150H152V149H150ZM160 150H161V149H160ZM182 150H183V149H182ZM189 150L192 152V151L194 150V148H192V149L190 148ZM195 150H194V151H195ZM205 150H207V151H205ZM216 150H217V149H216ZM220 150H223V149H220ZM230 150H231V149H230ZM230 150H229V151H230ZM237 150H238V149H237ZM241 150H242V149H240V152H241ZM253 150H254V149H253ZM259 150H260V149H259ZM130 151H131V150H130ZM154 151H156V149H155ZM166 151H167V150H166ZM166 151H165V153H167ZM174 151H175V148H174V150H173V153L176 154V153H179L181 150H178V151L176 150V151H175L176 153H175ZM185 151H186V153H187V155H188L187 157H189V154H190L193 158H195L194 156H195V153H196V152H194V156H193L192 153L189 152V151H188V152H189V154H188L187 149H186ZM231 151L233 152V150H231ZM246 151H247V150H246ZM246 151H245V153H247ZM250 151L252 152V150H250ZM250 151H248V152H250ZM256 151H257V150H256ZM262 151H263V150H262ZM131 152H133V149H132ZM140 152L142 153V151H140ZM148 152H150V151H148ZM151 152H152V151H151ZM156 152H157V151H156ZM159 152H160V151H159ZM159 152H158V153H159ZM168 152H169V151H168ZM183 152H184V151H183ZM202 152H206V153H204V154L207 155L208 152H209V153L211 152V149H210L209 147H207L206 149L202 150ZM202 152H199V155H201ZM217 152H218V151H217ZM227 152H228V151H227ZM242 152H243V151H242ZM121 153H122V152H121ZM126 153H125V155H126ZM144 153H146V151H145ZM180 153H181V152H180ZM218 153H219V152H218ZM225 153H226V152H225ZM229 153H230V152H229ZM229 153H227V154H229ZM233 153L235 154V152H233ZM262 153H263V152H262ZM122 154H123V153H122ZM129 154H130V155H129ZM129 154H128L129 157H130V156H132V157L136 156V155H135V152H134V156L131 155V153H129ZM132 154H133V153H132ZM138 154H139V153H137V156H138ZM149 154L151 155L152 153H149ZM167 154H168V153H167ZM196 154H197V153H196ZM204 154H203V155H204ZM211 154H214V153L211 152ZM215 154H216V153H215ZM236 154H237V153H236ZM238 154H239V152H238ZM253 154H256V153L253 152ZM253 154H252V156H253ZM257 154H258V153H257ZM103 155H104V154H103ZM150 155H149V156H150ZM153 155H154V152H153ZM155 155H156V154H155ZM176 155H177V154H176ZM179 155H180V154H178V158L181 157L182 154H181L180 156H179ZM184 155H185V154H184ZM203 155H201V156H203ZM208 155H209L208 160H210V159H211V160H210L209 163L206 162V164H208V165H212V166H211V168H207L208 166H206V167H202L201 169L204 168L205 171H207V172L209 171V172L215 174V173H216L215 171H218V172L221 173V172H223L224 170H227V169L229 168V167H228L229 164H228L227 169L225 168V167H226V166H225V167H224L225 169H223L222 171H221V170L219 171L220 168H223V165H222L221 163H217V167H218V164H219V165L221 164V165L219 166V167H220L219 169L215 167L216 165L214 166V167H215V168H214V167H213V164L211 163V161H212V162L215 161V160H212L213 155H210V154H208ZM208 155H207V156H208ZM230 155H231V154H230ZM230 155H229V156H230ZM243 155H244V154H243ZM248 155H249V154H248ZM258 155H260V154H258ZM149 156H148V157H149ZM157 156H158V155H157ZM162 156H164V154H163ZM162 156L157 157L158 160H159V159H162ZM165 156H166V154H165ZM165 156H164V158H166L168 155H167L166 157H165ZM172 156H173V155H172ZM204 156H205V155H204ZM210 156H212V157L210 158ZM233 156H234V155H233ZM246 156H247V155H246ZM250 156H251V154H250ZM260 156H261V155H260ZM102 157H103V156H102ZM104 157H106V161H107V157H108V156H105V155H104ZM109 157H110V156H109ZM119 157H122V155L119 156ZM132 157H131V158H132ZM139 157H140V156H139ZM141 157H142V155H141ZM143 157H144V156H143ZM151 157H154V156L151 155ZM160 157H161V158H160ZM182 157H183V156H182ZM182 157H181V158H182ZM184 157H185V156H184ZM184 157H183V158H184ZM219 157H220L221 160H222V157H223V156L221 157V154H220ZM230 157L233 158L232 156H230ZM230 157H229V159H230ZM253 157H255V156H253ZM263 157H264V156L262 155V158H263ZM83 158H85V157H83ZM124 158H125V157H124ZM127 158H128V157H127ZM137 158H138V157H137ZM137 158H136V159H137ZM157 158H156V159H157ZM164 158H163V159H164ZM167 158H168V157H167ZM167 158H166V159H167ZM169 158H170V157H169ZM169 158H168V159H169ZM176 158H177V157H175V159H176ZM183 158H182V160H181V159H179V160H181V162H182V161H186L185 158H184V160H183ZM193 158H192V159H193ZM202 158H203V157H202ZM206 158H207V157H206ZM209 158H210V159H209ZM216 158H217V157H216ZM236 158H239V156L236 157ZM247 158H248V157H247ZM256 158H258V157H256ZM122 159H123V157H122ZM132 159H135V157L132 158ZM147 159H148V158H147ZM166 159H165V160H166ZM171 159H173V158H171ZM175 159H174V160H175ZM187 159H188V158H187ZM224 159H226V158L224 157ZM249 159H250V158H249ZM251 159H252V158H251ZM120 160H121V159H120ZM190 160H191V159L189 158V161H190ZM197 160H198V159H197ZM202 160H203V159H202ZM218 160H219V161H218ZM227 160H228V158H227ZM234 160H235V159H234ZM247 160H248V159H247ZM247 160H244V161H247ZM85 161H86V160H85ZM111 161H112V160H111ZM111 161H110V162H111ZM130 161H131V160H129V162H130ZM141 161H142V160H141ZM143 161H144V158H143ZM148 161H151V160H148ZM166 161H167V160H166ZM170 161H171V160H170ZM177 161H178V160L176 159V163H178ZM206 161H207V160H206ZM217 161H218V162H221L220 159H218V158H217ZM224 161H225V160H223L222 163H223ZM249 161H250V160H248L247 162H249ZM87 162H88V161H87ZM110 162H107L108 165H109ZM113 162H116V161H113ZM122 162H124V161L121 160V163H122ZM125 162H126V161H125ZM132 162H133V161H132ZM135 162H136V160H135ZM137 162H138V160H137ZM137 162H136V163H137ZM160 162H161V161H160ZM160 162H159V164H160ZM162 162H163V161H162ZM162 162H161V163H162ZM164 162H165V161H164ZM171 162H172V161H171ZM179 162H180V161H179ZM193 162H194V161H193ZM231 162H232V160H231ZM250 162H251V161H250ZM254 162H255V161H254ZM73 163H74V162H73ZM89 163H90V162H89ZM102 163H103V162H102ZM105 163H106V162H105ZM116 163H117V162H116ZM116 163H114V164H116ZM133 163H134V162H133ZM133 163H131V164L134 166ZM140 163H143V162H140ZM149 163H150V162H148L147 164H149ZM151 163H154V161H151ZM169 163H170V162H169ZM172 163H173V162H172ZM186 163H187V164H185V167H186L187 165H189L190 163H191V165H192V162H190V163L188 164V162L186 161ZM202 163H203V162H202ZM215 163H216V162H215ZM232 163H233V162H232ZM239 163H240V162H238L237 166L239 165ZM68 164H69V163H68ZM83 164H84V163H83ZM95 164H96V162L94 163V165H95ZM97 164H98V163H97ZM103 164H104V163H103ZM103 164H101V165H103ZM114 164H113V168H112L113 170H114V167H118V164H116V166H115ZM126 164H128V161H127ZM138 164H139V163H138ZM156 164H157V163H156ZM159 164H157V165H159ZM163 164H164V163H163ZM165 164H166V163H165ZM170 164H171V163H170ZM170 164H168V165H169L170 168H171V165H172V164H171V165H170ZM174 164H175V163H173V165H174ZM226 164H227V163H226ZM230 164H231V163H230ZM241 164H242V163H241ZM245 164H246V162H245ZM245 164H242V165L244 166ZM248 164H249V163H248ZM251 164H252V163H251ZM77 165H78V164H77ZM79 165H80V164H79ZM94 165H93L94 170H90L89 168L84 169V171L86 170V173H88L87 175H89V174L92 175V174H91L92 172H95V173H96V171H98V169H100V170L102 171V175H103V172H104L106 169L103 171L104 168H103V166H102L103 169H101V167H99V166H100V163H99L98 166L96 167V168H98V167H99V168H98L97 170H95L96 168H95ZM108 165H107V166H108ZM150 165H152V167H154L153 164H150ZM157 165H155V166L157 167ZM166 165H167V164H166ZM183 165H184V164H183ZM191 165H190V166H191ZM194 165H196V163H195ZM197 165H198V164H197ZM200 165H201V164H200ZM232 165H233V164H232ZM66 166H67V165H66ZM66 166H65V167H66ZM85 166H86V165H85ZM107 166H106V167H107ZM111 166H112V165H111ZM121 166H122V164H121ZM163 166H164V168H168V167H169V166L166 167L165 165H163ZM174 166H175V165H174ZM179 166H180V165H179ZM179 166H178V168L175 166V168L179 169ZM181 166H182V165H181ZM198 166H199V165H198ZM221 166H222V167H221ZM233 166L236 167V166H235V163H234ZM233 166H232V167L230 166V168H229L230 171L228 170L229 173L231 172V168H233V169L235 170L234 173L237 172V171H236L237 169L234 168ZM73 167H74V166H73ZM88 167H89V166H88ZM152 167H150V168H152ZM187 167H189V166H187ZM212 167H213L214 169H212ZM108 168H110L109 171H111V167H110V165H109ZM118 168H119V167H118ZM154 168H155V167H154ZM164 168H163V170H164ZM182 168H183V167H182ZM192 168H194V166H193ZM192 168L190 167V168H187V169H192ZM195 168H197V169H192V170H193V171H194V170H197V171H198V170L200 169V168L198 169V167H195ZM206 168H207V169H206ZM244 168H245V167H244ZM78 169L80 170V168H78ZM78 169H77V171H79ZM88 169H89L90 171H89ZM148 169H149V165H148ZM155 169H156V168H155ZM155 169H154V170H155ZM157 169H159V168H157ZM157 169H156V171H157ZM168 169H169V168H168ZM168 169H167V170H168ZM185 169H186V168H184V170H182V171L185 172ZM187 169H186V170H187ZM208 169H210V170H208ZM216 169H217V170H216ZM233 169H232V170H233ZM242 169H243V167H242ZM141 170H142V169H141ZM149 170H151V169H149ZM161 170H162V169H161ZM173 170H174V168H173ZM173 170H172V171H173ZM211 170H215V171L212 172ZM238 170H240L239 167H238ZM52 171H53V170H52ZM52 171H50V172L52 173ZM101 171H100V173H101ZM115 171H117V169H116ZM169 171H170V170H169ZM172 171H171V172H172ZM174 171H175V170H174ZM176 171H177V170H176ZM176 171H175V173L172 172V175H173V173L176 174ZM190 171H191V170H190ZM197 171H195V173H193V172L190 173V172H189V174L191 175V174L193 173V175H194V174L197 175V173L201 174V172H204V176H205V171H202V170H199V171H201V172H197ZM243 171H245V170L243 169ZM74 172H75V171H74ZM81 172H82V171L80 170V172L78 173L79 176H81V175H80ZM90 172H91V173H90ZM118 172L122 173L120 170H119ZM154 172H155V171H154ZM164 172H165V171H164ZM164 172H163V173H164ZM166 172H167V171H166ZM186 172H187V171H186ZM186 172H185V173H186ZM207 172H206V174H207ZM218 172L216 173V174H217L216 177H219V176H218ZM238 172H239V171H238ZM238 172H237V173H238ZM47 173H48V172H47ZM86 173H83V175L86 174ZM100 173L98 172V175H101ZM105 173H106V172H105ZM105 173H104V175H105ZM123 173H125V172H123ZM123 173H122V174H123ZM128 173H129V172H128ZM130 173H131V172H130ZM136 173H137V172H136ZM136 173H135V174H136ZM142 173H143V172H142ZM147 173H148V172H147ZM147 173H146V175H147ZM157 173H159V172H157ZM157 173H155V174H157ZM168 173H169V172H168ZM178 173L181 174L182 172L180 171V172H178ZM178 173H177V174H178ZM211 173H210V174H211ZM224 173H226V171H224ZM232 173H233V171H232ZM234 173H233V174H234ZM240 173H241V172H240ZM78 174H77V175H78ZM81 174H82V173H81ZM93 174H94V173H93ZM96 174H97V173H96ZM96 174H95V176H96ZM113 174H114V173H113ZM115 174H116V173H115ZM117 174H119V173H117ZM117 174H116V175H117ZM143 174H144V173H143ZM169 174H170V173H169ZM169 174H168V175H169ZM183 174H184V173H182L181 176L184 177V179H182V177L178 176L179 179H180V182H182V180H183L184 182H186V184L188 183L189 185L196 183L197 185L194 184L193 186L196 185L197 189H200V187H204V186H201L200 184H201V182H204L206 178H207L208 180H212V179H213V180L210 182V183L213 182V183H212V185H213V186H212V188H213L212 190H213V191L216 190L217 188H219V187H221V186L223 185V183L218 182V181H221V180H222L221 178H220V180H219V179H218V180H215L214 178H216V177H214V178L211 177V178L209 179V177H210L211 175H210L209 177H206L205 179L202 178V180H201V179L199 180V178H198L199 175H197V176H198V177H197L198 179H192V178H193V175H191V177H192L191 179H190V178L188 179V177L185 178V177L188 175V173H187L186 176H184L185 174H184V175H183ZM45 175H46V174H45ZM50 175H51V174H49L48 176H50ZM77 175H76V176H77ZM98 175H97V176H98ZM123 175H124V174H123ZM123 175H120V176H123ZM127 175H128V174H127ZM131 175H132V173H131ZM137 175H138V174H137ZM153 175H154V174H153ZM159 175H161V174H159ZM172 175H171V176H172ZM178 175H179V174H178ZM196 175H195V177H196ZM227 175H228V174H226L225 176H227ZM42 176H43V175H42ZM51 176H52V175H51ZM84 176L86 177V175H84ZM84 176H83V177H84ZM92 176H93V175H92ZM92 176H91V177H92ZM107 176H108V174H107ZM111 176L113 177V179H115V176L112 175V171H111ZM111 176H110V177H111ZM117 176H118V175H117ZM120 176H119V177H120ZM132 176H133V175H132ZM141 176H142V175H141ZM151 176H152V175H151ZM162 176H163V175H162ZM175 176H176V175H175ZM214 176H215V175H214ZM221 176H222V175H221ZM229 176H230V174H229ZM45 177H46V176H45ZM89 177H90V176H89ZM91 177H90V178H91ZM93 177H94V176H93ZM108 177H109V176H108ZM110 177L107 178V179L111 180ZM124 177H126V173H125ZM129 177H130V174H129ZM129 177H128V178H129ZM155 177H156V175H155ZM155 177H153V178H155ZM169 177H170V176H169ZM178 177H177V178H178ZM189 177H190V176H189ZM200 177H202V176L200 175ZM227 177H228V176H227ZM81 178H82V176H81ZM94 178H95V177H94ZM96 178H97V177H96ZM104 178H105V176H103V179H104ZM128 178H127V179H128ZM137 178H138V177H137ZM143 178H144V177H143ZM149 178H151V177H149ZM158 178H160V177L158 176ZM162 178H163V180L161 179L162 182H163L164 184H167L168 186H170V185H169L170 182L166 183L168 179H166V178H164V177H162ZM171 178H172V177H171ZM174 178H175V177H174ZM118 179H119V178H118ZM121 179H123V178L121 177ZM144 179H145V178H144ZM155 179H157V178H155ZM165 179H166V182L164 181ZM179 179H178V180H177V179H174L173 181L177 180V181H178V184H180L181 187H182V183L179 182ZM185 179H187V180H185ZM207 179H206V181H207ZM228 179H229V178H228ZM39 180H40V179H39ZM85 180H86V183H87V178H86ZM85 180H82V181H85ZM105 180H106V179H105ZM109 180H108V182H109ZM171 180H172V179H171ZM256 180H257V179H256ZM90 181H92V180H90ZM94 181H95V180H94ZM94 181H93V182H94ZM116 181H117V180H116ZM118 181H119V180H118ZM121 181L123 182L124 180H121ZM128 181L130 182V179H129ZM128 181H127V182H128ZM159 181H160V179H159ZM173 181H172V182H173ZM105 182H107V181H105ZM110 182H111V181H110ZM127 182H126V183H127ZM157 182H158V181H157ZM160 182H161V181H160ZM160 182H159V183H160ZM162 182H161V183H162ZM184 182H183V184H184L183 187L185 188V187H186V186H185L186 184H185ZM189 182H190V183H189ZM261 182H263V181H261ZM261 182H260V183H261ZM84 183H85V182H84ZM113 183H114V182H113ZM120 183H121V182H120ZM120 183H119V184H120ZM149 183H150V182H149ZM163 183H162V185H164ZM173 183H174V182H173ZM173 183H172V188H171V189L174 190L173 186H175L177 183H174L175 185H173ZM260 183H258V187H259V184H260ZM90 184H91V182L89 183V186H90ZM92 184H93V183H92ZM100 184H101V183H100ZM102 184H104V183L102 182ZM116 184H118V182H116ZM129 184H130V183H129ZM178 184H177V185H178ZM188 184H187V185H188ZM207 184L210 185L209 183H207ZM207 184H206V185H207ZM20 185H21V184H20ZM105 185L107 186L108 184L106 183ZM105 185H104V187H105ZM111 185H112V184H111ZM111 185H110V186H111ZM138 185H139V184H138ZM146 185H147V184H146ZM180 185H178V186L180 187ZM189 185H188V187H189ZM204 185H205V184H204ZM206 185H205V186H206ZM260 185H261V184H260ZM262 185L264 186V182L262 183ZM262 185H261V187H262ZM17 186H18V185H17ZM22 186H23V185H22ZM28 186H29V185H28ZM108 186H109V185H108ZM113 186H115V185L113 184ZM113 186H112V187H113ZM119 186H120V185H119ZM126 186H127V185H126ZM156 186H157L156 183H154V185H151V184H150V185H148L147 187H144L142 190H145L144 192H146V193H147L148 190H149L150 192H152V191L156 188ZM178 186H177V187H178ZM3 187H4V186H3ZM8 187H9V186H8ZM11 187H12V185H11ZM11 187H9V188H11ZM104 187H103V188H104ZM112 187H111V189H112ZM117 187H118V186H117ZM128 187L130 188V185H129ZM170 187H171V186H170ZM235 187H236V186H235ZM0 188H1V187H0ZM15 188H16V187H15ZM20 188H21V187H20ZM32 188H34V187H32ZM32 188H31V189H32ZM49 188H50V187H49ZM53 188H54V187H53ZM107 188H108V187H107ZM107 188H106V189H107ZM114 188H115V187H114ZM118 188H119V187H118ZM123 188H124V187H123ZM129 188H128V189H129ZM133 188H134V187H133ZM137 188H138V187H137ZM141 188H142V187H141ZM189 188H190V187H189ZM189 188L186 187L185 189L188 191ZM121 189H122V188H121ZM125 189H126V188H125ZM130 189H131V192L133 193V195L136 193L135 196H139V194L137 193V192H140L139 190L136 191L137 189L134 188V189H136V190H135L136 192L134 193V192L132 191V188H130ZM139 189H140V188H139ZM158 189H159V188H158ZM168 189L170 190V188H168ZM206 189H207V186H206ZM234 189H235V188H234ZM3 190H4V189H3ZM8 190H9V189H8ZM11 190H13V188H12ZM14 190H15V189H14ZM16 190H17V189H16ZM25 190H26V189H25ZM48 190H49V189H48ZM54 190H55V188H54ZM54 190H53V191H54ZM103 190H104V189H102V191H103ZM113 190H116V189H113ZM118 190H119V189H118ZM118 190H117V191H118ZM126 190H127V189H126ZM175 190H176V186H175ZM235 190H236V189H235ZM261 190H262V191H261ZM261 190H260V191L263 193V192H264V188L261 189ZM1 191H2V190H1ZM21 191H22V189H21ZM97 191H98V189H97ZM102 191H101V193H102ZM104 191H106V190H104ZM119 191H120V190H119ZM127 191H128V190H127ZM179 191H180V190H179ZM187 191H186V192H187ZM258 191H259V190H258ZM18 192H19V191H18ZM111 192H112V191H111ZM125 192H126V191H125ZM131 192L128 191V196H130V197H127L128 199H131V197L133 196V195L131 196V194H132ZM144 192H143V193H144ZM165 192H166V191H165ZM2 193H3V192H1V194H2ZM7 193H8V192H7ZM14 193H15V191H14ZM26 193H27V192H26ZM29 193H30V192H29ZM43 193H44V192H43ZM49 193H50V192H49ZM51 193H53V192H51ZM51 193H50V194H51ZM146 193H144V195L142 194V195H143L142 197H144V196L146 195ZM166 193H167V192H166ZM211 193H212V192H211ZM8 194H9V193H8ZM15 194H16V193H15ZM19 194H20V193H19ZM19 194H16V195H19ZM27 194H28V193H27ZM44 194H46V193H44ZM110 194H111V193H110ZM119 194H120V193H119ZM122 194H124V196L121 195L119 199H121V197H122L121 201H122L123 199H124V200H125V199L127 200V198H123V197H125V193H122ZM129 194H130V195H129ZM212 194H213V193H212ZM212 194L209 195L210 198L214 197V195L212 196ZM9 195H10V194H9ZM12 195H13V192H12ZM22 195H24V194H22ZM32 195H34V193H33ZM41 195H42V194H41ZM48 195H49V194H48ZM51 195H53V194H51ZM99 195H100V194H99ZM115 195H116V194H111V197H109V199L105 200V201H107V202H105L106 205H104V204H105V203H104V204H103V207H102L103 210H102V209H100V210H102V211L99 210L100 212H103V213L97 214V215L100 217L101 214L107 213L106 215H108V217L111 216L112 218L110 217V219H104V218L102 217V215H101V217H100L99 219H94V220H97V221H94V220H93L95 223H93L92 226L95 225V227H96L97 229L100 227L99 232H100L101 230L104 231L103 229H101V227H102L103 225H105V224H108V225H109V226L106 227V230H107V229L110 230V229H111L110 226H112L113 223L118 222L119 220H120V223L122 222V223L125 224L124 219L122 218V216H123V217L126 216V215L128 216V214L131 213V212L133 211V209L136 210V207H137V209H138V208H139L138 206H139V204H140L139 202H141V199L143 200V198H141V197H140L141 199L139 200V197H138L137 200H139V202H137V200L134 201V202L138 203V204H137L138 206H137V205H134V204H136V203L132 204V203L129 202V201H127V202L125 203L126 200H125V201H122V202H119L120 200L118 201V199H117V198L119 197V195H118V197H116ZM4 196H5V195H4ZM7 196H8V195H7ZM24 196H26V195H24ZM29 196H31V195H29ZM55 196H56V195H55ZM104 196H105V195H104ZM113 196H115V197L113 198ZM11 197L14 198V196H11ZM11 197H10V198H11ZM15 197L17 198L18 196H15ZM19 197H20V196H19ZM37 197H38V196H36V198H37ZM48 197H49V196H48ZM50 197H51V196H50ZM50 197H49V200H51ZM53 197H54V196H53ZM53 197H52V198H53ZM100 197H101V196H100ZM145 197H147V196H145ZM1 198H2V197L0 196V199H1ZM8 198H9V197H8ZM8 198H7V199H8ZM21 198H22V197H21ZM36 198H35V199H36ZM38 198H39V197H38ZM101 198H102V197H101ZM112 198H113L114 200H116V201L112 200ZM134 198H136V197H134ZM134 198H133V200H134ZM2 199H4V197H3ZM7 199H5V200H7ZM14 199H15V198H14ZM17 199H18V198H17ZM29 199H30V198H29ZM97 199H98V198H97ZM104 199H105V198H104ZM41 200H42V199H41ZM95 200H96V198H95ZM22 201H23V199H22ZM31 201H32V200H31ZM16 202H17V201H16ZM20 202H21V201H20ZM25 202H27V200H26ZM32 202H33V201H32ZM32 202H31V205H32ZM40 202H42V201H40ZM43 202H45V201H43ZM49 202H50V201H48V203H49ZM88 202H89V201H88ZM142 202H143V201H142ZM142 202H141V203H142ZM27 203L29 204V202H27ZM36 203H37V202H36ZM46 203H47V202H46ZM48 203H47V204H48ZM93 203H94V202H93ZM130 203H131L134 207H135V206H136V207L134 208ZM9 204L14 205L13 203H9ZM28 204H27V205H28ZM40 204H41V203H40ZM40 204H39V205H40ZM60 204H61V203H60ZM69 204H70V203H69ZM91 204H92V203H91ZM98 204H99V203H98ZM101 204H102V202H101ZM146 204L148 205V203H146ZM21 205H22V204H21ZM35 205H36V204H35ZM42 205H44V204H42ZM56 205H57V204H56ZM58 205H59V204H58ZM58 205H57V206H58ZM70 205H71V204H70ZM82 205H83V204H82ZM94 205L96 206L97 204H94ZM2 206H3V205H2ZM14 206H15V205H14ZM71 206H72V205H71ZM78 206H79V205H78ZM84 206H85V205H84ZM87 206H89V205H87ZM99 206H100V205H99ZM105 206H106L107 208L110 209V210H107V211H109V213H108V212H105V211H106V210H104V209H106ZM131 206L133 207L132 210L130 209ZM38 207H40V206H38ZM65 207H67V205H66ZM74 207H75V206H74ZM89 207H90V206H89ZM115 207H116V208H115ZM141 207H142V205H141ZM144 207H145V206H144ZM237 207H238V206H235L234 209H238ZM41 208H42V207H41ZM41 208H40V209H41ZM43 208H44V207H43ZM43 208H42V210H43ZM91 208H92V206H91ZM97 208H98V207H97ZM99 208H100V207H99ZM31 209H32V206H31ZM44 209H45V208H44ZM63 209H64V208H63ZM86 209H87V208H86ZM86 209H85V210H86ZM94 209H95V207H94ZM94 209H93V210H94ZM67 210H68V209H67ZM78 210H79V209H78ZM88 210H89V209H88ZM91 210H92V209H91ZM91 210H90V211H91ZM96 210H97V209H96ZM129 210H130V211H129ZM138 210H139V209H138ZM228 210H229V209H228ZM61 211H62V209H61ZM69 211H70V209H69ZM94 211H95V210H94ZM97 211H98V210H97ZM233 211H234V210H233ZM71 212H72V211H71ZM71 212H70V213H71ZM74 212H75V211H74ZM48 213H49V212H48ZM66 213H68V212H66ZM76 213H77V212H76ZM83 213H84V212H83ZM86 213H87V212H86ZM92 213H93V212H92ZM55 214H56V213H55ZM61 214H62V213H61ZM80 214H81V213H80ZM132 214H133V213H132ZM41 215H42V214H41ZM63 215H64V214H63ZM65 215H66V214H65ZM65 215H64V216H65ZM69 215H70V214H69ZM87 215H88V214H87ZM87 215H86V216H87ZM104 215H105V214H104ZM114 215H115V216H114ZM50 216H51V215H50ZM67 216H68V215H67ZM71 216H72V215H71ZM73 216H74V215H73ZM83 216H84V215H83ZM89 216H90V215H89ZM91 216H92V214H91ZM98 216H97V217H98ZM52 217H53V216H52ZM68 217H69V216H68ZM97 217L95 216V218H97ZM114 217H115V218H114ZM57 218H58V217H57ZM60 218H61V217H60ZM70 218H71V217H70ZM77 218H78V217H77ZM82 218H83V217H82ZM84 218H85V217H84ZM86 218H88V217H86ZM86 218H85V220H84L85 222H87V220H88V219H86ZM90 218H91V217H90ZM93 218H94V217H93ZM105 218H107V216H106ZM113 218H114V221H115V222L112 221L113 223L110 224L111 219H113ZM124 218L127 219L126 217H124ZM50 219H51V218H50ZM61 219H62V218H61ZM91 219H92V218H91ZM101 219H102V220H101ZM115 219H116V220H115ZM117 219H118V221H117ZM100 220H101L102 222L105 220V222H103V225H102V226L98 225V221H100ZM122 220H123V221H122ZM51 221H52V220H51ZM57 221H58V223H60L59 220H57ZM57 221H56V222H57ZM61 221H63V220H61ZM93 221H92V222H93ZM128 221H129V220H128ZM54 222H55V221H54ZM56 222H55V223H56ZM102 222L99 223V224H102ZM126 222H127V221H126ZM52 223H53V222H52ZM55 223H54V225H55ZM75 223H76V221H75ZM80 223H81V222H80ZM82 223H83V221H82ZM90 223H91V222H90ZM96 223H97V225H98L99 227L96 225ZM120 223L118 222V224H120ZM248 223H249V222H248ZM47 224H48V223H47ZM69 224H70V223H69ZM71 224H72V223H71ZM71 224H70V225H71ZM85 224H86V223H85ZM115 224H117V223H115ZM67 225H68V224H67ZM73 225H75V224H73ZM86 225H87V224H86ZM13 226H14V225H13ZM15 226H16V225H15ZM22 226H23V225H22ZM22 226L20 225L19 227L22 228ZM25 226H26V225H25ZM41 226H42V225H41ZM62 226H63V225H62ZM65 226H66V225H65ZM76 226H77V225H76ZM78 226H79V225H78ZM105 226H106V225H105ZM119 226H120V225H119ZM122 226H123V225H122ZM49 227H51V226H49ZM56 227H57V226H56ZM68 227H69V226H68ZM93 227H94V226H93ZM93 227H92V231H91V232H93V229H95V227H94V228H93ZM11 228H12V226H11ZM11 228H9V229L11 230ZM15 228H17V226H16ZM42 228H43V227H42ZM53 228H54V227H53ZM58 228H60V227L58 226ZM61 228H62V227H61ZM64 228H65V227H64ZM77 228H78V227H77ZM84 228H85V227H84ZM84 228H83V229H84ZM102 228H104V226H103ZM112 228H115V226L113 225ZM120 228H121V227H120ZM250 228H251V227H250ZM257 228H258V227H257ZM13 229H14V228H13ZM34 229H35V228H34ZM40 229H41V228H40ZM73 229H74V228H73ZM73 229H72V230H73ZM78 229H79V228H78ZM80 229H81V228H80ZM97 229H96V230H97ZM252 229H253V227H252ZM10 230L8 231L9 233L11 232L10 234H14V233L16 232V231H14V233H12V231H10ZM45 230H46V229H45ZM45 230H44V231H45ZM47 230H49V229H47ZM54 230H56V228H55ZM57 230H58V229H57ZM64 230H65V229H64ZM69 230H70V229H69ZM84 230H85V229H84ZM89 230H91V228H90ZM96 230H95V231H96ZM108 230H107V232H108ZM113 230H114V229H113ZM116 230H117V229H116ZM120 230H121V229H120ZM256 230H257V229H256ZM17 231H18V230H17ZM49 231H50V230H49ZM52 231H53V230H51V232H52ZM74 231H76V230H74ZM95 231H94V232H95ZM102 231H101V233H99L98 231L95 232V234L98 232L97 237H93V236L89 233L90 231H89V232L87 231V232L89 233V235H90V236H88V237L90 238V237L92 236V241L95 243V242H96V241H94L95 239H98L99 236H100V238H101V234L103 233ZM263 231H264V230H263ZM67 232H68V231H67ZM77 232H78V234L80 235L81 232H79V231H77ZM84 232H85V231H84ZM94 232H93V234H94ZM34 233H36V232H34ZM34 233H33V234H34ZM39 233H40V232H39ZM56 233H57V232H56ZM56 233H55V234H56ZM58 233H59V232H58ZM88 233H87V234H88ZM40 234H41V233H40ZM40 234H39V235H40ZM49 234H51V233L49 232ZM53 234H54V233H53ZM55 234H54V235H55ZM59 234H60V233H59ZM67 234H69V233H67ZM2 235H4V234H2ZM2 235H1V236H2ZM7 235H8V234H7ZM15 235H16V234H15ZM42 235H44L43 232H42ZM61 235H62V233H61ZM79 235H78V236H79ZM83 235H85V233H84ZM110 235H111V234H110ZM59 236H60V235H59ZM65 236H66V238H70V237H67V235H65ZM69 236H72V234H71V235L69 234ZM74 236H75V235H74ZM86 236H87V235H86ZM248 236H249V235H246V237H248ZM2 237H4V236H2ZM2 237H0V238H2ZM5 237H6V235H5ZM5 237H4V238H5ZM7 237H9V236H7ZM7 237H6V238H7ZM32 237H33V236H32ZM32 237H31V238H32ZM45 237H46V236H45ZM50 237H51V236H50ZM54 237H55V236H54ZM54 237H53V238H54ZM84 237H85V236H84ZM4 238H2V239H4ZM6 238H5V239H6ZM9 238H10V237H9ZM11 238H12V237H11ZM20 238H21V237H20ZM36 238H37V237H36ZM39 238H40V236H39ZM39 238H38V239H39ZM59 238H60V237H59ZM63 238H64V237H63ZM81 238H82V236L79 237V240H80ZM89 238H88V242H86V241H84V242H85V243H89V242H91V238H90V240H89ZM94 238H95V239H94ZM12 239L15 240V238H12ZM42 239H43V238H42ZM48 239H49V238H48ZM48 239H47V240H48ZM55 239H56V238H55ZM55 239H53V240H55ZM60 239H61V238H60ZM76 239H77V238H76ZM86 239H87V237H86ZM86 239H85V240H86ZM93 239H94V240H93ZM18 240H19V239H18ZM43 240H45V238H44ZM49 240H50V239H49ZM53 240H52V242L55 243V241H53ZM61 240H62V239H61ZM77 240H78V239H77ZM104 240H106V239H104ZM249 240H252L254 243H256V244L259 246V247H258V246L256 245L257 250H258L257 253H258L259 255H261V256L264 257V232H261V233L258 234L257 236H250V237H249ZM34 241H35V240H34ZM81 241H83V240L81 239ZM15 242H16V241H15ZM17 242H18V241H17ZM44 242H45V241H44ZM49 242L52 243L51 241H49ZM60 242H61V241H60ZM74 242H75V241H73V244L76 245V243H74ZM31 243H32V242H31ZM40 243H41V241H40ZM40 243H38V244H40ZM47 243H48V242H47ZM56 243H57V242H56ZM70 243H71V242H70ZM94 243H93V244H94ZM62 244H63V243H62ZM67 244H68V243H67ZM73 244H72L71 246H73ZM78 244H79V241H78ZM82 244H83V243H82ZM82 244L80 243V245H82ZM89 244H90V243H89ZM84 245H85V244H84ZM86 245H87V244H86ZM42 246H43V245H42ZM47 246H48V244H47ZM47 246H46V249H47ZM49 246H50V245H49ZM53 246H54V245H53ZM53 246H52V248H53ZM59 246H61V244H59ZM65 246H66V244H65ZM69 246H70V245H69ZM78 246H79V245H78ZM90 246H91V247L93 246V245H92V242H91ZM44 247H45V246H44ZM76 247H77V246H76ZM82 247H83V246H82ZM36 248H37V247L35 246L34 250H35ZM57 248H58V247H57ZM57 248H56V249H57ZM61 248H62V247H61ZM61 248H59V249L61 250ZM66 248H67V247H66ZM70 248H71V247H70ZM70 248H69V249H70ZM80 248H81V246H79V249H80ZM89 248H90V247H89ZM38 249H39V247H38ZM41 249H42V248H41ZM41 249H40L39 251H41ZM49 249H51V247H50ZM56 249H52V250H56ZM63 249H65V248H63ZM63 249H62V251L64 252ZM67 249H68V248H67ZM67 249H65V252H64V253L67 254V253L69 252V254L72 255V251H71V252H70V251H66ZM73 249H75V248H73ZM77 249H78V248H76L75 250H77ZM79 249H78V250H79ZM82 249H83V248H82ZM84 249H85V248H84ZM86 249H87V248H86ZM16 250H17V249H16ZM32 250H33V249H32ZM32 250H29V252L32 251ZM43 250H45V249H43ZM43 250H42V251H43ZM52 250H51V251H52ZM57 250H58V249H57ZM57 250H56V251H57ZM71 250H72V249H71ZM80 251H81V250H79V252H80ZM85 251H87V250H85ZM93 251H94V250H93ZM10 252H11V251H10ZM13 252H14V251H13ZM43 252H44V251H43ZM45 252H47V250H46ZM66 252H67V253H66ZM73 252H74V253H73L74 255H72V256H77V255L79 254L80 256H77V257H80V259H81V258L83 259V257H81V255H82V254H85V253L80 252V253H78L77 255H75V253L78 252V251L75 252V251L73 250ZM87 252H88V251H87ZM87 252H86V254H85V256H84V257H85V260L88 259V258H86V257H87ZM39 253H40V252H39ZM59 253H61V255H62V252H61V251H60ZM81 253H82V254H81ZM94 253H95V251H94ZM94 253L92 252V254H94ZM5 254H6V253H5ZM15 254H16V252H15ZM31 254H32V253H31ZM43 254H44V253H43ZM52 254H53V253H52ZM52 254H51V255H52ZM69 254H67V255H65V256L68 257ZM17 255H18V254H17ZM19 255H20V254H19ZM19 255H18V256H19ZM29 255H30V254H29ZM46 255H47V254H46ZM46 255H45V256H46ZM56 255H57L58 258H59V255H58V254H56ZM70 255H69V257H70ZM12 256H13V255H12ZM12 256H11V257H12ZM14 256H15V255H14ZM31 256H32V255H31ZM37 256H38V255H37ZM39 256H44V255H41V253H40ZM39 256H38V257H39ZM48 256H50V253L48 254ZM48 256H47V257H48ZM54 256H55V254H54ZM57 256H55V257L57 258ZM65 256L63 255L62 257H65ZM21 257H22V256H21ZM21 257H20V258H21ZM47 257H46V258H47ZM69 257H68V258H69ZM77 257H75V258H77ZM90 257H93V256H90ZM8 258H10V257L8 256ZM8 258H7V259H8ZM15 258H16V257H15ZM15 258L13 257V259H15ZM17 258H18V257H17ZM17 258H16V260H17ZM20 258H19L18 260H21V262H23V261H22L23 259H20ZM56 258H54V259H55L54 262H55V264H57V263L59 264V262H58V260H57L58 258H57V259H56ZM75 258H74V259H75ZM261 258H262V257H261ZM2 259L5 260L4 258H2ZM13 259H12V260H13ZM24 259H25V258H24ZM39 259H40V258H39ZM47 259H48V258H47ZM49 259H52L51 261H53V258L50 257ZM61 259H62V262H63L62 264H66V261H67V260H68L67 263L70 264V262H71V257H70L69 259H65V262L63 261V258H61ZM77 259H78V258H77ZM77 259H76V260H77ZM80 259H79V260H80ZM91 259H93V258H91ZM3 260H2V261H3ZM69 260H70V261H69ZM72 260H73V259H72ZM76 260H75V261H76ZM93 260H94V259H93ZM255 260H256V261H255ZM255 260H254V261H255V262H254L255 264H264V259H259V258H258V259H255ZM0 261H1V260H0ZM13 261H14V260H13ZM41 261H42V260H41ZM43 261L45 262V259H44ZM47 261H48V260H47ZM51 261H49V262H51ZM56 261H57V263H56ZM73 261H74V260H73ZM73 261H72V264H73ZM91 261H92V260H91ZM44 262H43V263H44ZM49 262H47V263H49ZM54 262H51V264H53ZM60 262H61V260H60ZM80 262H81V260H80ZM82 262H84V264H87V261H86V263H85L84 260H83ZM88 262H90V261H88ZM12 263H13V262H12ZM37 263H38V262H37ZM43 263H42V264H43ZM14 264H18V263H15V262H14ZM21 264H22V263H21ZM39 264H40V262H39ZM44 264H45V263H44ZM60 264H61V263H60ZM74 264H75V262H74ZM88 264H89V263H88ZM90 264H91V262H90Z\"/></svg>",
    "mask_w": 264,
    "mask_h": 264
}]
</instances>
